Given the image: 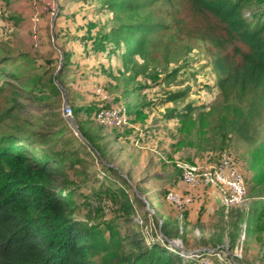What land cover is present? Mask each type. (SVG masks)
I'll return each mask as SVG.
<instances>
[{
  "label": "rangeland",
  "instance_id": "obj_1",
  "mask_svg": "<svg viewBox=\"0 0 264 264\" xmlns=\"http://www.w3.org/2000/svg\"><path fill=\"white\" fill-rule=\"evenodd\" d=\"M104 1L114 5V8L108 7ZM58 2L60 0H48L51 6L49 14H52V17L57 13ZM64 2L67 7L63 17L69 23L61 26L67 28L61 31L63 38L57 40L56 17L54 24L44 29L46 39L42 40L39 49L33 47V39L26 38L21 39L22 41L16 39L20 50L17 49L15 52L12 47L13 52L31 53L34 58L40 59L38 61L40 64H43L46 60L43 58L48 56L40 49L49 48L52 53L48 60L52 61L56 75L62 57L61 43L66 45L70 41L68 33H72L71 37H77L85 44L84 66H87V60L92 59L88 58L91 55L89 52H93L91 42L100 36L111 35L100 51L108 53L106 66L112 62L115 71L124 68L118 52L126 40L136 38L142 46L139 53H133L134 43L130 42L131 47L127 52L131 64L136 63L140 66L136 73L137 78L131 80L134 83L127 84V87L130 91H133L134 87H141L134 94H130L128 90L115 92L125 94L123 104L126 109L132 103L139 108L136 114L130 116L132 121L126 128H102L95 119L97 112L92 109H82L84 111L75 117V108H85L80 106L79 101V105L68 104L72 114L64 118L61 114L66 99L64 91L61 92L58 110L46 108L45 103L53 106L54 101L39 103L33 98L21 101L26 114L24 119L29 122L28 127H31L34 136L36 133L55 135L60 129L62 131V134L56 137L52 136L51 139L48 137L49 147L53 151H62L64 156L62 166H59L64 174L60 187L74 203L75 220L86 225L91 231L97 226L103 229L106 223L111 222L116 225L121 235L129 231L141 233L140 238L148 244L167 242L170 248L182 252H198L204 255L209 253L208 250L214 251V255H220V257L212 255L214 263L217 264L218 261L224 262L225 255L235 264H264L261 243L250 239L248 234L252 227L256 228L258 219L264 218V215H261L264 212V170L256 169L253 147L236 138L235 141H218L216 134L212 133L206 136V141L197 143L193 148L177 145L178 141L180 143L185 141L186 135L180 133L183 123L180 115L185 107L192 103L207 111L222 98L219 88L212 87L225 76L224 72L218 71V58L224 56L233 58L234 47H240L246 52L245 46L238 40L218 45L216 41L224 36L222 26L209 15L196 14L192 5L185 0H103V2L64 0ZM254 9L247 8L244 11L249 22L252 16L250 10ZM123 27L133 30L124 31ZM144 30L148 31L149 37ZM79 41L76 40L77 44ZM114 41L117 42L116 45ZM94 53L92 55H95ZM238 61L239 58H236L231 63ZM96 65L99 64H94L90 71L81 77L79 72L74 75L84 87V96L78 97L90 98V104L95 102L90 83L96 87L95 81L91 80L100 76L99 70L103 68L102 66L97 68ZM68 76L72 75L67 74L63 81L65 85L66 81L72 83L69 90L74 93L73 77L67 80ZM152 76L157 78V83L153 82ZM100 82L102 85L105 83L101 79ZM97 87L96 90L101 86ZM174 93H179L180 100L169 101L170 95ZM5 95L6 93L4 96L0 94V111H4L6 106ZM18 114V111H15L13 113L15 117L11 116L10 119L1 121L0 139L19 131L21 127L16 118L26 123ZM171 115L174 117L170 118ZM134 116H137L136 120ZM33 126L37 127L35 131ZM82 133L98 134L99 137L105 135L104 139L100 140L104 151L107 150L106 156H103L105 160L100 158L93 145L89 144L93 143V138L88 142ZM34 138L37 139V136ZM224 153H228L238 165L248 191L245 200L237 206V210L242 211L244 217L237 221L240 232L238 247L233 251L229 250L226 235L234 229L232 226L237 219L233 217L236 212L223 213V207L226 206L225 193L217 185L203 183L192 188L182 184L181 170L179 171L177 166L178 163L215 165ZM110 168H113V171ZM259 171H262L261 174ZM119 189L124 190L130 198L133 206L130 214L123 208L125 199L121 195L116 196ZM167 190L191 195L194 198L192 206H195L198 215L195 214L192 218L189 213L176 212L165 200ZM165 218H179L182 222L179 223V227L183 222L186 223L188 220L194 222L199 219L200 223L205 224L207 231L203 235L200 227L193 230L189 228L185 232L186 239L166 238L167 240L162 242L161 239L164 237L160 226ZM215 232H226L222 243L217 246L214 245ZM180 235L183 236L182 231ZM108 236L109 233L106 232V237ZM220 250H223L225 255L222 252L217 253ZM92 263L101 264V258H96Z\"/></svg>",
  "mask_w": 264,
  "mask_h": 264
},
{
  "label": "trees",
  "instance_id": "obj_2",
  "mask_svg": "<svg viewBox=\"0 0 264 264\" xmlns=\"http://www.w3.org/2000/svg\"><path fill=\"white\" fill-rule=\"evenodd\" d=\"M100 1L103 2V0ZM185 1L192 5L196 14L209 15L222 26L224 36L216 41L218 45L238 40L247 51L235 46L233 58L229 56L218 58V71L224 72L225 76L212 87L219 88L222 98L207 111L192 103L185 107L180 115L183 120L180 133L183 136L186 135L185 141L181 143L178 141L177 145L193 148L197 143L206 141V136L210 133L216 134L218 141L222 142L235 141L236 138L253 147V161L256 169L264 170V0ZM3 2L6 3V0H0V3ZM104 4L111 9L114 8V5L107 1H104ZM247 8H255L250 10L252 12L250 22L246 19L248 16L244 15ZM2 10L0 17L5 16L0 18L1 21L6 20L7 17L6 9L2 8ZM0 27V94L4 96L6 93V106L4 111H0V123L10 119L11 116L15 117L13 115L15 111H18L19 118L26 121V123L21 122L16 118L21 127L19 131L8 137L2 136L0 139V264H93L96 258H101V264H191L180 256L177 249L170 248L167 242L162 240L186 239L184 236L187 229L193 230L195 227H200L204 235L207 228L205 224L200 223L199 219L195 223L188 220L179 227V223H182L179 218H165L160 226L164 237L161 241L164 244L156 242L148 244L140 238L141 233L137 234L133 231L121 235L116 225L114 226L111 222L106 223L103 229L97 226L94 231H91L86 225L75 220L74 203L60 187L64 174L59 166H62L64 156L62 151H53L49 147L48 137L50 139L52 136L56 137L62 134V131L60 129L55 135L48 136L36 133L37 139L34 138L31 127H28L29 122L24 119L26 114L21 103L23 99L32 98L39 103L54 101L53 106L45 103L46 108L58 110L62 90L55 81L65 88L63 75L68 65L67 55L64 54L63 68L55 78L52 61L46 59L43 64H40L31 53H14L11 46L14 39L10 34L12 28H6L3 25ZM122 30L129 31L133 28L123 27ZM144 31L148 35V31ZM110 37L111 35L107 34L94 39L91 42L92 53L96 52L101 57L108 58V53L100 50ZM130 42L134 43L133 53H139L142 50L136 38L124 42L118 52L124 68L115 71L110 62L108 66H105L106 68L102 66L103 68L99 70V75L106 79L104 87L101 86L103 90L111 93L128 90L130 94H134L141 87H134L133 91L127 87V84L134 83L132 81L137 78L136 73L140 68L136 63L131 64L128 59ZM116 44L117 42L114 41V45ZM236 58H239V61L231 63ZM130 74H132L131 79ZM151 78L154 80L151 81L158 82L155 76ZM66 93L69 97L67 89ZM172 100H180L179 93L170 95L169 101ZM102 108H109V106L75 108V117L84 111L82 109H92L98 113ZM138 111L139 108L136 105L127 108V126L132 121L130 116ZM173 117L171 115L170 118ZM136 119L137 116H134V120ZM33 127L35 131L37 127ZM82 135L88 142L90 138H93V143L89 142V144L93 145L95 152L104 159L103 156H106L107 150L104 151L100 140H103L105 135H100L101 137L98 134L89 133H82ZM110 170L113 171V168ZM261 172L259 171L260 174ZM168 192L167 190L165 193L166 201ZM117 194L125 199L126 205L123 204V208L130 214L133 206L128 194L122 189L116 192V196ZM191 209H195V206L183 212L189 213ZM237 209V206L223 207V213L236 212L235 216L233 215L237 219L232 226L234 229L226 235L229 240V250L232 251L238 247L240 232L238 230L240 229L237 221L244 217L242 211ZM261 215L263 216L264 212ZM259 221L264 223V218L260 217L256 222V228L252 227L248 234L250 239L261 243L263 253L264 224H260ZM180 231L183 236L180 235ZM106 232L109 233L108 237ZM225 233L215 232V246L222 243ZM222 254L225 255V252ZM218 264L235 263H231L230 258L225 255L224 262L218 261Z\"/></svg>",
  "mask_w": 264,
  "mask_h": 264
},
{
  "label": "crops",
  "instance_id": "obj_3",
  "mask_svg": "<svg viewBox=\"0 0 264 264\" xmlns=\"http://www.w3.org/2000/svg\"><path fill=\"white\" fill-rule=\"evenodd\" d=\"M65 2L63 0H61L60 2H58L56 4L57 7V11L59 13V16L57 15V20L54 19V17H52V14H49V9H47L45 6L43 5H34L30 0H6V3H0V16H2V8L6 9V14L7 17L5 18L6 20H2L0 19V26L3 25L6 28H12L10 30V34L12 36V38L14 39L12 42V47H14V51L17 52V49L20 50L17 46L16 43V39L22 41L21 39H26V38H30L33 39L35 30H34V19H38L39 20V24L37 27L38 30V34L40 36L41 40H45L46 37V33H45V28L46 26H50L53 25L55 20L57 21V40H60L61 38H63V33L61 32L62 29L66 30L67 28H61V26H64L65 23H69L68 20H66L63 15L65 13V9L67 7V5L65 6ZM50 15V16H49ZM5 15H3L4 17ZM0 17V18H3ZM68 19V17H67ZM68 26V25H66ZM52 27V26H51ZM1 28V27H0ZM1 31V29H0ZM72 33H68V35L70 36V41H68V43L66 45H64L63 43H61L62 46V53L63 56L66 53L67 55V63L68 65L65 67L64 69V75H63V80L66 79V75H72V76H68L67 80L69 79V77H73L72 81H73V92L69 90V88L71 87L72 83L67 82L66 81V85L65 88H63L66 92V89L68 90L69 93V97H67V93H66V103L67 104H74L77 103L78 101L80 103V106L82 107H90V106H109V107H114V106H118L120 104H123V95L117 94V93H111L108 92L106 90L105 93L99 95L97 93V86L100 85L102 87H104V85H102V83L100 82V79L102 80V82H105V78L101 77V76H96L94 77L93 80H91V82L95 81L96 83V87H93V84L90 83V85L92 86V96L94 94V99H95V104L92 103L90 104V98L86 99V98H79L78 96H84L83 92H84V87L83 85L81 86V81H79V78L77 79L76 76L78 72L80 74V77L82 74L87 73L90 71V68L93 67L94 64H99L96 65L97 68L101 67V66H106L107 62V58L106 57H101L100 55H98L97 53L95 55H91L88 56V58H92L91 60H87L86 64L87 66L83 65V60H84V50L85 48V44H83L81 41H79L80 39H77V37H71ZM53 37V36H52ZM54 38V37H53ZM66 39V38H64ZM76 40L79 41V43L77 44ZM63 41V40H61ZM67 41V40H66ZM33 44V41H32ZM60 44V43H59ZM45 56H48V58H43V59H49L51 56V53L49 50V48H45L42 47L40 49ZM32 56L34 57V55L32 54ZM37 61H39V58H36ZM64 61V58H63ZM100 62V63H98ZM100 73V72H99ZM97 74V72L95 73V75ZM91 76V75H90ZM93 77V76H92ZM70 81V80H69ZM70 83V84H69ZM104 89V88H103ZM70 91V92H69ZM103 101H100L102 100ZM69 104V105H70ZM131 104V103H130ZM79 105V104H78ZM132 106L134 105V103L131 104ZM183 184V183H182ZM192 211L189 212V214H191L192 218H194L195 214L198 215L197 213V209H191ZM192 222V221H191ZM196 220L192 223H195ZM210 250H208L207 252H209Z\"/></svg>",
  "mask_w": 264,
  "mask_h": 264
},
{
  "label": "built area",
  "instance_id": "obj_4",
  "mask_svg": "<svg viewBox=\"0 0 264 264\" xmlns=\"http://www.w3.org/2000/svg\"><path fill=\"white\" fill-rule=\"evenodd\" d=\"M34 5H43L47 9L51 8L48 0H31ZM34 47L39 48L41 41L37 34L38 19H34ZM98 89L99 94H103ZM65 116H70L72 110L69 106L63 109ZM98 124L107 128H121L128 125V116L126 108L123 105L102 108L96 114ZM181 170V181L187 186L196 188L205 185H217L225 193L226 207L238 206L247 197L248 191L241 170L234 159L228 154L221 155L218 163L215 165H194L189 163H178ZM167 201L180 213L192 206L194 198L189 194H182L176 190H169ZM180 256L191 264H216L213 256L220 257L213 251L199 254L198 252L185 251L178 249ZM213 255V256H212Z\"/></svg>",
  "mask_w": 264,
  "mask_h": 264
},
{
  "label": "clouds",
  "instance_id": "obj_5",
  "mask_svg": "<svg viewBox=\"0 0 264 264\" xmlns=\"http://www.w3.org/2000/svg\"><path fill=\"white\" fill-rule=\"evenodd\" d=\"M31 1V0H30ZM32 2V1H31ZM56 14V13H55ZM57 15H58V11H57ZM57 15H56V17H57ZM53 16H55V15H53ZM55 17V18H56ZM38 27V26H37ZM37 34H38V30H37ZM38 36H39V34H38ZM33 38H34V36H33ZM39 38H40V36H39ZM40 41H41V44H42V40L40 39ZM41 44H40V46H39V48L41 47ZM33 47H34V40H33ZM35 48V47H34ZM39 48H35V49H39ZM63 54V53H62ZM60 66V65H59ZM60 73V72H59ZM58 75H55V78L57 77ZM56 82V84L58 85L59 83L57 82V81H55ZM60 85V84H59ZM58 85V87L62 90V91H64L65 92V90L62 88V87H60ZM99 89H101L103 92L102 93H104V90H103V88H101V87H99ZM66 93V92H65ZM97 93H98V90H97ZM99 94V93H98ZM99 95H101V94H99ZM120 105H122V104H120ZM65 106H69L67 103H65L64 102V104H63V107H62V114H63V116H64V118H67V116H65L64 115V113H63V109H64V107ZM119 106V105H118ZM124 107H125V105H123ZM70 107V106H69ZM115 107V106H114ZM110 108V107H109ZM126 108V107H125ZM126 111H127V109H126ZM127 116H128V113H127ZM95 119H96V116H95ZM97 122V121H96ZM98 123V122H97ZM182 182V181H181ZM210 252V251H209ZM214 252V251H213Z\"/></svg>",
  "mask_w": 264,
  "mask_h": 264
},
{
  "label": "water",
  "instance_id": "obj_6",
  "mask_svg": "<svg viewBox=\"0 0 264 264\" xmlns=\"http://www.w3.org/2000/svg\"><path fill=\"white\" fill-rule=\"evenodd\" d=\"M56 15H57V13L55 14V16H54V19H55V17H56ZM54 39V38H53ZM63 58H64V56H63V54H62V57H61V59H60V66H59V69H58V71H57V74L56 75H58L59 74V72H60V70L63 68V65H64V61H63ZM59 85V84H58ZM60 86V85H59ZM61 87V86H60ZM64 98H65V96H64ZM65 103H66V99H65V101H64ZM78 133V132H77ZM81 137L82 138H84L82 135H81Z\"/></svg>",
  "mask_w": 264,
  "mask_h": 264
}]
</instances>
